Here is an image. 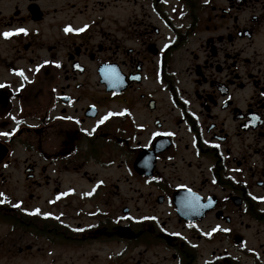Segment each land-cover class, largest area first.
<instances>
[{"label": "flooded vegetation", "instance_id": "flooded-vegetation-1", "mask_svg": "<svg viewBox=\"0 0 264 264\" xmlns=\"http://www.w3.org/2000/svg\"><path fill=\"white\" fill-rule=\"evenodd\" d=\"M44 1L0 0V260L264 264V0Z\"/></svg>", "mask_w": 264, "mask_h": 264}, {"label": "rangeland", "instance_id": "rangeland-1", "mask_svg": "<svg viewBox=\"0 0 264 264\" xmlns=\"http://www.w3.org/2000/svg\"><path fill=\"white\" fill-rule=\"evenodd\" d=\"M44 5L46 7H49L50 6V2L48 0L44 1ZM49 33H47L46 37H48ZM21 177V176H19ZM60 250H57L55 252V257H57L58 261H59V264H91L92 262V258L90 257L91 255L94 254V252H91V251H88V250H81L79 249V251H73V250H67L66 252H64L61 248H59ZM100 253V252H99ZM97 253V254H99ZM38 256L39 254H29L27 256V260H28V263H22L21 262V258L19 259H11V260H8V262L10 263H5V262H2L0 260V264H41V261L38 260ZM152 255L151 254H148L146 255V258L147 259H151ZM101 262H104L105 261V254H102L101 253V259L99 260Z\"/></svg>", "mask_w": 264, "mask_h": 264}, {"label": "snow or ice", "instance_id": "snow-or-ice-1", "mask_svg": "<svg viewBox=\"0 0 264 264\" xmlns=\"http://www.w3.org/2000/svg\"><path fill=\"white\" fill-rule=\"evenodd\" d=\"M26 29L24 28H19V29H15L14 31H10V32H5L3 33V35L5 37H10L12 36L13 34H19V33H26ZM66 32L68 31H77V32H80V31H84L83 28H80V29H73L71 26L67 27L65 29ZM20 75H23V72L21 71L20 72ZM111 115V114H110ZM104 119H107V117H105ZM100 123H103V120L100 121ZM3 135H9V133H4ZM0 195H3V194H0ZM259 199H264V197H261ZM4 201H0V203H3ZM15 207H20L19 204L15 205ZM40 213V209H35V211L32 213V214H39ZM45 216H48V215H51L50 213H45L44 214ZM224 231H228L227 229H224Z\"/></svg>", "mask_w": 264, "mask_h": 264}]
</instances>
